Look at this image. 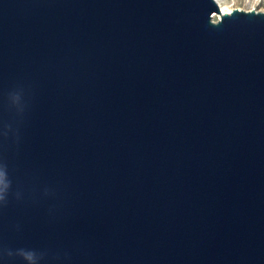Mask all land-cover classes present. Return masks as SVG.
Masks as SVG:
<instances>
[{"label": "water", "instance_id": "95a60500", "mask_svg": "<svg viewBox=\"0 0 264 264\" xmlns=\"http://www.w3.org/2000/svg\"><path fill=\"white\" fill-rule=\"evenodd\" d=\"M0 264H264V12L0 0Z\"/></svg>", "mask_w": 264, "mask_h": 264}, {"label": "rangeland", "instance_id": "374dc122", "mask_svg": "<svg viewBox=\"0 0 264 264\" xmlns=\"http://www.w3.org/2000/svg\"><path fill=\"white\" fill-rule=\"evenodd\" d=\"M221 1V0H218ZM221 3L224 6L230 7L231 9H241L245 11L250 10H257V11H263L264 12V1L256 2L252 4L251 0H222ZM217 14H214V20L217 21L220 18H216Z\"/></svg>", "mask_w": 264, "mask_h": 264}, {"label": "bare ground", "instance_id": "6f19581e", "mask_svg": "<svg viewBox=\"0 0 264 264\" xmlns=\"http://www.w3.org/2000/svg\"><path fill=\"white\" fill-rule=\"evenodd\" d=\"M216 1H217V3H218L219 6H220V9H221V13H222V14H224V13H230L231 11L234 10V9H231L230 7L224 6V5L221 3L222 0H221V1L216 0ZM251 1H252V4H253V3L261 2V1H264V0H251ZM215 17H216V18H220L221 15H220V14H217Z\"/></svg>", "mask_w": 264, "mask_h": 264}]
</instances>
